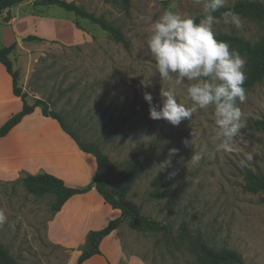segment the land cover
<instances>
[{
	"label": "rangeland",
	"instance_id": "374dc122",
	"mask_svg": "<svg viewBox=\"0 0 264 264\" xmlns=\"http://www.w3.org/2000/svg\"><path fill=\"white\" fill-rule=\"evenodd\" d=\"M235 1L227 0L226 5ZM256 1L264 4V0ZM77 3L119 26L130 48L114 41L98 25L78 18L87 37L81 39L69 28L61 34L66 42L28 41L26 35H18L10 42L16 43L10 58L29 103L34 98L45 99L79 141L99 145L107 160L109 187L116 186L129 161L141 165L127 198L143 216L166 223L170 232L131 228L125 219L118 226V235L106 240L112 241L106 252L113 256L117 237L125 256L137 257L144 264H196L190 238L179 235V229L186 228L202 235L215 249L238 252L246 264H264V195L243 188L246 169L264 177V132L251 126L254 119L264 118V78L246 91L243 103L238 102L244 127L233 142V151L217 150L214 136L218 129L211 108L197 110L189 120L172 126L165 120L150 119L149 105L142 98L147 91L153 104H158L160 92L173 90L178 103L192 106L187 84L177 86L155 72L146 40L153 22L165 11L193 17L202 12V0H130L128 11L120 0ZM19 5L22 3L12 7L13 16L21 12ZM28 8L77 19L57 5ZM239 18V27L226 23L223 16L216 18L214 33L238 34L252 42L264 34V22ZM28 22L18 18L16 24L25 31L31 27ZM10 27L0 20V43L10 41ZM242 57L246 71L248 62ZM170 149H176L170 166L158 172L157 165L169 157ZM196 153L202 158L193 164L190 158ZM22 176L24 173L14 180H0V211L6 217L0 224V243L19 264H76L77 257H72L76 249L47 237L55 195L27 192Z\"/></svg>",
	"mask_w": 264,
	"mask_h": 264
},
{
	"label": "trees",
	"instance_id": "16d2710c",
	"mask_svg": "<svg viewBox=\"0 0 264 264\" xmlns=\"http://www.w3.org/2000/svg\"><path fill=\"white\" fill-rule=\"evenodd\" d=\"M25 1H32L33 6H60L68 12H72L77 17L74 22L79 28L80 23L78 18L86 19L89 22L98 25L102 30L106 31L114 41L121 43L126 49L130 48L129 39L119 26L105 19L101 15H96L88 11L84 6L75 1L0 0V15H2L5 10H9L10 7L15 4ZM120 1L124 10L128 11L130 8V0ZM224 11H233L238 16L249 18L258 22H264V4L260 1L236 0L233 3L226 5L224 9H220L214 13V16L216 18H220L223 16L222 13ZM202 14L203 13L201 12L198 15L193 16L197 23L201 19ZM10 18L11 14L7 11L3 19L5 21H9ZM215 36L217 40L227 41L232 49L239 51L241 56L246 57L248 62V67L245 71L247 79L243 85L246 91L264 78V34L258 40L253 42L246 39L244 36L233 33L219 32L215 34ZM24 39L28 41L44 40L34 34H28ZM15 47V42L10 43L9 45L0 44V63L11 75L13 93L21 97L22 106L19 111L10 116L0 126V137L5 136L26 114L31 113L35 107L39 106L43 115L55 118L63 131L70 135L79 148L84 152L91 153L95 157L96 161V170L93 179L84 186H68L61 178L47 172L36 174L25 172L24 176L20 178L25 189L27 192L32 194H54L55 200L51 205L53 214L58 212L66 200L72 195L87 192L93 187L102 196L106 203L120 211V215L111 219L105 227L97 230H90L88 232L86 244L81 249V252L77 257L76 264H82L92 255L100 253V241L111 231L118 228L120 223L125 219H128V224L131 228L169 233L170 228L166 223L157 221L148 216H143L140 212V208L127 198V194L131 189L134 180L141 173V165L139 162L134 160L129 161L121 170L116 186L114 188L109 187L107 185V160L99 145L96 143L84 145L81 141H79L74 131L69 128L60 113L50 109L49 104L45 99L34 98L32 103L27 101V94L19 85V71L13 68V61L10 58V55L14 51ZM251 126L264 132V118L254 119ZM244 181L245 183L243 188L245 190L250 192H260L264 195V177L260 172L252 169H246L244 171ZM179 235L190 238L191 247L197 255L196 264H246L238 252L225 247L215 249L214 247L209 246L205 242L202 235L197 232H190L186 228H180ZM0 264H19L17 260L11 256L8 249L1 243Z\"/></svg>",
	"mask_w": 264,
	"mask_h": 264
},
{
	"label": "crops",
	"instance_id": "0c3cea01",
	"mask_svg": "<svg viewBox=\"0 0 264 264\" xmlns=\"http://www.w3.org/2000/svg\"><path fill=\"white\" fill-rule=\"evenodd\" d=\"M19 6L22 10L16 16L12 15L13 6L0 15L1 21L10 24L9 30L12 34L10 41L7 44L0 43L2 45H9L18 35L28 34L37 35L44 40L63 41L61 34L64 28L80 34L81 39L88 36L86 31L76 26L73 16L71 18L62 15L59 18L46 10H30L28 7L33 6L32 1L22 2ZM7 11L11 14L9 21L3 19ZM18 18L24 24L29 21L31 27L24 31L21 25L16 24ZM73 42L75 41H67ZM48 104L51 109V104ZM21 106V97L13 93L12 77L0 63V126L19 111ZM95 170V157L82 151L70 135L63 131L58 121L43 115L39 106L26 114L5 136L0 137V180H14L20 173L25 172H47L61 178L68 186L81 187L92 181ZM119 215L120 211L106 203L93 187L66 200L48 221L47 237L56 244L76 249L72 255L76 258L86 244L88 232L105 227L111 219ZM53 231L57 233L54 235ZM115 235H118V228L100 241V253L92 255L82 264H121L122 260L126 264H144L137 257L125 256L117 237L114 242L116 249L113 256H110L106 248L112 241L106 243V240ZM108 254L115 260L114 263L107 257Z\"/></svg>",
	"mask_w": 264,
	"mask_h": 264
},
{
	"label": "clouds",
	"instance_id": "9594fccd",
	"mask_svg": "<svg viewBox=\"0 0 264 264\" xmlns=\"http://www.w3.org/2000/svg\"><path fill=\"white\" fill-rule=\"evenodd\" d=\"M202 17L197 23L191 16L165 11L151 26L146 48L153 59L154 70L161 79L175 85L187 84L186 94L191 107L178 103L173 90L160 92L158 104L144 91L142 98L149 105V118L165 120L172 126L189 120L193 112L211 108L218 129L214 140L217 150L233 151L234 140L244 127L243 113L238 106L246 100L244 83L246 60L227 41L217 40L213 31L214 13L226 7L227 0H202ZM226 23L239 27V16L233 11L222 13ZM188 82H191L188 84ZM147 86V85H146ZM157 165L158 172L170 166V157ZM201 154H193V164L199 163ZM251 159V156L248 157ZM6 217L0 211V224Z\"/></svg>",
	"mask_w": 264,
	"mask_h": 264
},
{
	"label": "water",
	"instance_id": "95a60500",
	"mask_svg": "<svg viewBox=\"0 0 264 264\" xmlns=\"http://www.w3.org/2000/svg\"><path fill=\"white\" fill-rule=\"evenodd\" d=\"M18 40H21V37H17Z\"/></svg>",
	"mask_w": 264,
	"mask_h": 264
}]
</instances>
